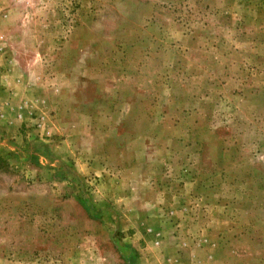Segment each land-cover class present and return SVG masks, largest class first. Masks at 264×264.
<instances>
[{
	"label": "rangeland",
	"instance_id": "1",
	"mask_svg": "<svg viewBox=\"0 0 264 264\" xmlns=\"http://www.w3.org/2000/svg\"><path fill=\"white\" fill-rule=\"evenodd\" d=\"M244 8L0 0V264H264Z\"/></svg>",
	"mask_w": 264,
	"mask_h": 264
},
{
	"label": "crops",
	"instance_id": "2",
	"mask_svg": "<svg viewBox=\"0 0 264 264\" xmlns=\"http://www.w3.org/2000/svg\"><path fill=\"white\" fill-rule=\"evenodd\" d=\"M227 3L229 1L232 2V5L235 6V4L237 3H242L244 11H246V13H244V16H246L245 18V23L247 24V26L249 27V29L247 30V35H246V39L250 38L251 35H253V31L254 28L262 30L264 32V0H225ZM254 43H258L261 45L260 42H254ZM250 48H252V46L250 45ZM257 50V48L255 49ZM145 240H155L154 235L151 234H145ZM129 252H131V249L129 248Z\"/></svg>",
	"mask_w": 264,
	"mask_h": 264
}]
</instances>
